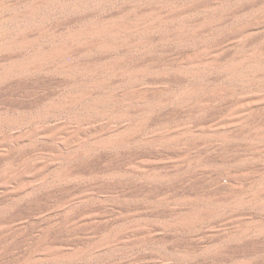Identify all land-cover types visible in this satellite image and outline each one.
<instances>
[{"label": "rangeland", "instance_id": "374dc122", "mask_svg": "<svg viewBox=\"0 0 264 264\" xmlns=\"http://www.w3.org/2000/svg\"><path fill=\"white\" fill-rule=\"evenodd\" d=\"M0 264H264V0H0Z\"/></svg>", "mask_w": 264, "mask_h": 264}, {"label": "bare ground", "instance_id": "6f19581e", "mask_svg": "<svg viewBox=\"0 0 264 264\" xmlns=\"http://www.w3.org/2000/svg\"><path fill=\"white\" fill-rule=\"evenodd\" d=\"M254 4V3H253ZM251 5V4H250ZM256 24V23H255ZM188 60H186V63H187ZM185 63V59L182 60L181 62H179L178 65H181L182 66V69H183V72L185 74H189L190 73V68L186 65ZM222 71L225 72V76L228 78V77H231L233 76L232 73H231V69H230V66L229 65H222Z\"/></svg>", "mask_w": 264, "mask_h": 264}]
</instances>
